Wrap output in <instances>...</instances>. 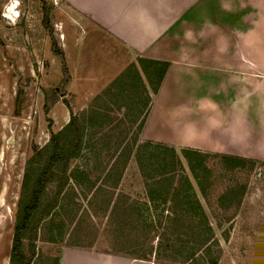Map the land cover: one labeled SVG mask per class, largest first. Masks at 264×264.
<instances>
[{"label":"rangeland","instance_id":"1","mask_svg":"<svg viewBox=\"0 0 264 264\" xmlns=\"http://www.w3.org/2000/svg\"><path fill=\"white\" fill-rule=\"evenodd\" d=\"M154 4H149L147 15L150 46L158 34L164 43L181 40L183 31L197 20L217 22V15L212 18L200 14L197 19L196 14L154 13L150 11ZM49 27L62 56L53 51ZM249 36L252 31H245V37ZM185 48L188 54L203 50ZM251 48L264 56L263 45ZM251 48L245 46L244 53ZM139 55L124 39L103 28L94 13L67 0H0V264H9L27 161L46 147L51 135L66 125L71 114L86 120L87 125L80 156L72 160L71 168L91 172L97 193L92 197L87 191L89 185L69 181L51 219L47 218L38 229L31 264H52L55 259L60 264L63 248L70 246L131 257L138 256L140 247L143 252L144 247L152 246L149 260L163 264H195L209 249L214 258L205 264H264V160L243 157L254 162L232 168L221 157H206L204 164L211 174L201 178L204 196L181 152L193 148L143 138L156 93L147 88L150 104L144 111L141 104L137 108L126 98L118 99L117 92H137L129 89L127 79L121 75L128 73L130 65H138ZM260 64L264 66V61ZM211 78L206 79L208 84ZM192 96L198 97L199 104L185 112H195L200 118L203 114L213 115L209 104H217L219 109L213 101L217 97L211 99L210 93L207 100L205 95ZM258 97L262 102L264 96ZM92 115L95 117L88 123ZM258 117L264 120V110L258 112ZM146 128L147 134L155 137V127ZM145 143L166 145L179 154L180 172L190 178L213 230L204 246L197 243L198 229L188 227L193 217L178 208V201L169 197L168 202L154 207L148 199L146 189L151 181L141 173L140 163L144 169L158 166L154 159L149 160L148 153L156 148ZM53 188L48 186L45 202L54 195ZM139 207L142 216H138ZM193 251L196 254L190 260Z\"/></svg>","mask_w":264,"mask_h":264},{"label":"crops","instance_id":"2","mask_svg":"<svg viewBox=\"0 0 264 264\" xmlns=\"http://www.w3.org/2000/svg\"><path fill=\"white\" fill-rule=\"evenodd\" d=\"M154 1L67 0L94 13L103 28L124 39L141 58L168 62L145 124L155 127V137L148 135L145 127L143 138L174 147L183 145L264 160V120L258 117V112L264 110V97L262 102L258 97L264 96V66L260 64L264 56L260 57L251 48L264 46V0H157L159 5ZM149 4H154L150 11L158 14H196L197 19L202 14L218 18L215 23L207 20L208 24L197 20L183 31L181 40L172 39L171 44L164 43L158 34L150 46L147 41L151 38L147 27ZM249 30L252 37H245V31ZM189 46L203 47V50L188 54L184 49ZM245 46L251 48L247 54ZM215 74H218L216 78ZM208 77H213L209 84ZM208 93L211 99L217 97L213 101L219 104V109L217 104L208 105L214 110L212 116L203 114L199 118L195 112H185L196 109L199 104L198 97L192 94L205 95L207 100ZM217 110L219 117L215 115ZM89 263L163 264L93 248H63L60 264Z\"/></svg>","mask_w":264,"mask_h":264},{"label":"trees","instance_id":"3","mask_svg":"<svg viewBox=\"0 0 264 264\" xmlns=\"http://www.w3.org/2000/svg\"><path fill=\"white\" fill-rule=\"evenodd\" d=\"M43 7L44 18H46L47 9L45 4H43ZM49 34L52 39L53 51L57 55L62 56V52L54 40L52 27H49ZM137 61L138 65H130L129 69H127L128 73L121 75L122 79H127L126 82L129 89H135L137 92H130L128 93L129 95H125V92L121 91L120 88L121 93L117 92V95L118 99L126 98L129 105L131 102V105L136 107L141 104V111H144L150 104L147 88H151L154 93L158 91L169 64L166 61L141 57ZM144 78L146 79V84L144 83ZM94 117L95 115L90 116L87 119L88 123H91ZM143 122L144 120L141 121L139 130H141ZM86 126V120H81L77 115L71 114L66 125L51 135L46 147L34 152L33 156L28 159L22 179L21 195L17 202L9 264H31L32 257L35 254V241L38 237V229L47 218L50 217L51 219L52 213L62 200L63 197L61 195L69 185L70 180L75 183L89 185L87 191H90L92 197L97 193L98 186L95 189L93 188L96 181L91 179V172L86 171V169L71 168L72 160L80 156ZM145 144L147 147L153 146L154 149L156 148L155 152L148 150V153L150 156L149 160L152 161L154 159V164L158 166V169H144L143 164L140 163L141 173L151 181L146 189L148 199L153 203L154 207L157 204L168 202L169 197H172L175 202L178 201V208H182L184 213L189 214L193 217L191 219L195 220L189 222L188 227L198 229L199 239L197 243L204 246L211 238L213 230L208 220L205 219L203 207L197 199L190 178L187 174H181L180 172L181 161L179 154L166 145ZM181 152L188 163L192 177L197 180L199 189L204 196L206 193L203 186V175L211 174L209 167L204 164L206 157H221L223 160L228 161L232 168L239 167L244 162H254L243 157L210 154L195 149H183ZM110 172L108 171L107 174ZM118 176H120V173ZM48 186L54 187L55 193L45 202L44 196L47 193ZM140 208L137 209L138 216H142V209ZM190 212L193 213L191 214ZM197 216L200 219H195ZM50 239L54 240L53 237ZM152 248V246L144 247L145 251L142 252L140 247L136 251L138 254L137 258L148 260L153 253ZM195 254V251L189 253L190 260H193ZM202 254L201 262L196 261L197 259L195 260L198 262L197 264L212 263L214 257L209 249ZM156 257L159 258V255ZM58 263V259H55L52 264Z\"/></svg>","mask_w":264,"mask_h":264}]
</instances>
